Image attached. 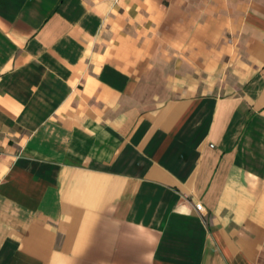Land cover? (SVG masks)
<instances>
[{"label": "crops", "instance_id": "1", "mask_svg": "<svg viewBox=\"0 0 264 264\" xmlns=\"http://www.w3.org/2000/svg\"><path fill=\"white\" fill-rule=\"evenodd\" d=\"M0 264H264V0H0Z\"/></svg>", "mask_w": 264, "mask_h": 264}]
</instances>
